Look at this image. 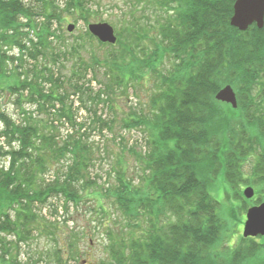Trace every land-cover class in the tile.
<instances>
[{"label": "trees", "instance_id": "obj_1", "mask_svg": "<svg viewBox=\"0 0 264 264\" xmlns=\"http://www.w3.org/2000/svg\"><path fill=\"white\" fill-rule=\"evenodd\" d=\"M235 2L127 0L134 16L110 44L88 29L75 36L59 28L67 15L89 25L100 16L98 1L0 0V75L17 76L6 88L14 112L0 109V264L76 261L72 240L81 233L60 226L94 194L112 220L105 208L111 200L120 224L105 230L112 260L100 264H264V236L241 235L234 248L224 245L238 216L224 217L209 184L222 177L236 189L239 181L255 188L249 206L264 201V27H233ZM139 5L145 15L152 9L155 25L138 19ZM94 42L107 47L106 56ZM39 59L52 64L39 67ZM151 79L147 101L120 114L117 99ZM228 84L241 99L237 108L216 99ZM75 101L90 112L94 131L103 139L113 133L123 152L137 157L144 187L122 166L100 186L92 173L100 146L78 120ZM117 123L144 133L140 150L138 141L115 133ZM231 198L245 201L238 192ZM47 208L53 217L43 214ZM67 233L74 237L64 251L60 236ZM38 234L55 244L24 261L25 246Z\"/></svg>", "mask_w": 264, "mask_h": 264}, {"label": "rangeland", "instance_id": "obj_2", "mask_svg": "<svg viewBox=\"0 0 264 264\" xmlns=\"http://www.w3.org/2000/svg\"><path fill=\"white\" fill-rule=\"evenodd\" d=\"M94 1H98L100 7L103 8L99 10L100 16L92 19L91 23L107 22L110 25H112L116 31L117 29H121L122 27H124L126 25V20H130L134 16V14H130L128 12L130 5L127 3V0H94ZM96 6L97 5L93 6L95 10H97ZM138 8L139 10L137 11L136 15L138 16L139 20L146 22V20L149 17L150 22L154 25L156 24L157 17L154 14V12H152V9L150 10L148 8L145 15L140 12L142 10L140 5L138 6ZM71 23L75 25V28L72 31L75 36H77L78 34L81 35L84 30L88 29V23H86L84 20H82L76 15L74 16L67 15L62 24V27L59 28L67 29L68 25ZM56 25L58 26V24ZM155 27L157 28V26ZM151 32H154V30H152ZM63 36L66 39L68 38V34H64ZM69 38L71 39V37ZM94 44L96 45L95 48L96 51L99 53V55L101 57L106 56L107 47L99 48L97 46V42H94ZM97 48L99 50H97ZM88 49L90 50V48ZM14 52L18 53L17 50H15ZM84 54L86 58H89V51L84 52ZM37 62H38L37 65L39 67L40 65H42V62L48 65L52 64V62L50 61L42 60L41 62L40 59ZM29 64H32V61H30L27 65ZM67 64L70 65L69 62H67ZM90 76L91 74H89V77ZM16 81H17V76L15 74L12 76L0 75V88L4 89L0 91V109L9 111L10 113L14 112L15 109V106H13L12 104V100L14 97H12L11 92L6 88L12 85L13 83H15ZM153 84H154V79H151L149 82L145 80L142 86H139L137 92L135 91L137 95L134 92V89H130L128 96L124 95L121 96V98L119 97L117 100H119L123 105V107L120 106L119 108L120 114H126L129 111V106L135 105L139 101L144 104V102L147 101V98L151 93ZM93 86L95 88H99L100 84L96 81L93 83ZM238 102L240 103L241 99L240 100L238 99ZM74 103H75V107L77 108L76 111L78 112L77 113L78 120L87 122V124L89 125L88 127H90L88 128V133L89 136L91 137V140H93L96 143L98 142L100 146L101 153H98V151L96 152L97 162H96V166L93 168L92 171L93 174H96L93 176L97 177L96 179L100 182V186L103 187V185L106 186L108 185L106 179L108 178V173L112 172V168L118 169L119 167L122 166L123 171H125L129 177L133 178L134 180L133 183L134 185H136V187L138 188L144 187L145 182L141 180L142 170L139 165V161L137 157L125 151L123 152L121 147L122 145L118 143V139L117 141L115 140L113 133H108L107 131H105L104 134L107 135L103 139L99 131H94V129H92L93 124H90V112H88L84 108H81V105H79L78 101H75ZM25 106L27 108H30L31 110L34 109V106L29 103H26ZM229 106L231 109L232 108L231 105ZM261 107L264 108V101L261 102ZM99 113H101L102 116L107 119H111V115L113 116V114L110 115L109 112H106V108L102 106L100 107ZM13 114L14 117L18 118L16 113ZM0 128H1V124H0ZM65 128L62 129V133L66 132ZM115 133L116 134L122 133V135H124L126 140L129 141V144L132 143L135 144L138 141L139 142L137 144L138 150L142 148L141 142H143L142 140H144L143 139L144 133L141 130H133L128 132L126 130H122L120 128V123H117ZM111 182H114V176H112ZM209 184H211L210 187H211L212 195H214L218 200L222 202V207H223L222 210L224 217L227 220H231V215H233L234 212L236 216H238V219L235 218V221L231 223L232 224V226H230L231 231L228 234V237L226 238V241L224 243V245H228L234 248L235 245L240 241V237L243 234L244 222L246 220L245 212L247 211V210L242 211L241 207H236L234 205L236 204L242 206L246 204L248 208L254 205L252 204L249 206L248 198L244 195V190L251 185L245 186V184H241L238 181L236 184L237 188L235 189L232 188L229 183L225 182V180L222 177H218L216 180L210 181ZM235 192H238L240 196H244L245 201L244 202L237 201L231 198V196ZM101 204L102 203L100 201L99 194L91 195L90 198H88V200L85 201V203L81 206L79 211H74L72 212V214L71 213L69 214L72 217V220L70 219L68 220L67 222L68 225L60 226L61 229L63 228L66 231H68L67 227H69L71 230L77 231L76 233L79 234L81 233L80 240H77V238H75L74 235H72L71 233H67L65 235L61 234V236L59 235L61 238L60 240L61 247L65 249L64 251H67L66 241L68 239L74 237L72 241L76 242L77 245L76 249L78 250V258L76 261L75 260L71 261L69 264H100L103 260H106L107 262H110V260H112L110 256V250L107 248L108 242L107 239L105 238V230L107 229V227L111 226L114 223L113 219L116 218L118 212L117 209L115 210L114 206L111 204V200L105 199V208L110 209L111 215H113L111 220L106 216V214H103L101 209L102 208ZM49 210L50 209L47 208L43 211V214L44 215L47 214L48 218L53 217L51 216ZM60 213H62V210H60ZM118 225L120 224L114 223V225L112 226L117 229ZM255 240L261 241L260 237H256ZM54 244L55 243L49 237L38 234L32 240L29 241V245L27 247L25 246L24 253L21 257L24 261H26V259H28L30 255L37 256V252L41 248L44 247L50 248ZM226 248L227 247L224 248L222 247L220 250H225ZM231 249H227V251L231 252ZM36 264H45V263L38 262Z\"/></svg>", "mask_w": 264, "mask_h": 264}, {"label": "water", "instance_id": "obj_3", "mask_svg": "<svg viewBox=\"0 0 264 264\" xmlns=\"http://www.w3.org/2000/svg\"><path fill=\"white\" fill-rule=\"evenodd\" d=\"M253 24L260 29L264 27V0H236L231 25L240 31H246ZM74 28V24L68 25L69 32H72ZM88 28L103 43L115 44L117 42L115 28L107 22L90 23ZM216 99L231 104L233 108L238 106L236 92L230 84L218 91ZM244 195L248 199L253 198L255 196L254 187L248 186L244 190ZM259 235L264 236V202L249 207L243 230V236L246 238Z\"/></svg>", "mask_w": 264, "mask_h": 264}, {"label": "flooded vegetation", "instance_id": "obj_4", "mask_svg": "<svg viewBox=\"0 0 264 264\" xmlns=\"http://www.w3.org/2000/svg\"><path fill=\"white\" fill-rule=\"evenodd\" d=\"M231 105V104H230ZM232 106V105H231Z\"/></svg>", "mask_w": 264, "mask_h": 264}]
</instances>
